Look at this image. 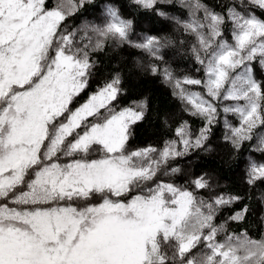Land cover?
Wrapping results in <instances>:
<instances>
[{
    "label": "snow or ice",
    "instance_id": "6c2138e0",
    "mask_svg": "<svg viewBox=\"0 0 264 264\" xmlns=\"http://www.w3.org/2000/svg\"><path fill=\"white\" fill-rule=\"evenodd\" d=\"M177 5L186 19L168 11ZM125 9L172 20L193 37L189 51L204 78L177 76L164 49L185 41L136 32ZM257 9L264 12V0H232L221 12L202 0H0V264H264V233L229 230L250 204L217 223L221 209L244 196L217 191L206 171L187 173L182 184L171 179L183 171L173 162L214 150L212 129L223 113L222 140L234 166L244 165L243 183L249 190L264 183V160L243 155L264 157ZM109 46L146 56V63L134 58L136 66L159 76L203 126L193 133L181 120L162 147L130 148L148 100L118 106L120 72L78 102L94 57ZM256 200L264 207V193Z\"/></svg>",
    "mask_w": 264,
    "mask_h": 264
},
{
    "label": "trees",
    "instance_id": "16d2710c",
    "mask_svg": "<svg viewBox=\"0 0 264 264\" xmlns=\"http://www.w3.org/2000/svg\"><path fill=\"white\" fill-rule=\"evenodd\" d=\"M202 2L213 10L221 12L232 0H202ZM168 11L182 19L187 18V9L179 5L169 8ZM124 14L135 20L136 32L146 31L154 35L167 36L177 42L180 40L185 41L184 45L176 43L164 49L166 63L175 71L177 76L187 74L197 79L204 78L203 70L197 71L200 65L196 63L189 51L193 37L180 30L174 21L165 20L149 12L129 13L125 9ZM256 14L264 19V12L257 9ZM83 18L95 19L94 16ZM83 18L69 20L68 25L79 23ZM227 27L230 28V25ZM225 37L231 42L230 31H225ZM94 58L97 60L96 67L92 69L93 75L90 78L89 86L80 95L78 102L87 99L89 93L94 92L104 80L109 79L117 71L121 73L122 88L124 90L116 102L118 106H128L132 101H139L143 98L148 100V112L145 119L133 126L130 148L147 144L162 147L164 140L174 138V129L181 120L188 121L193 133L203 126V122L198 117H193L184 110L185 103L173 95V89L162 83L159 76H153L136 66L134 58H139L144 63L147 62V57L142 53L127 47L121 49L109 46L105 49V52L97 54ZM255 75L257 79L264 80V72L261 71L258 64L255 66ZM185 87L191 91L204 92L203 88L198 85H185ZM228 119L233 124L238 123L235 116L229 115ZM219 121L213 126L210 138V144L214 150L208 153H193L173 162L172 166L178 165L183 171L171 179L178 184H182L187 179V173L193 175H199L205 171L211 173L214 177V183H219L222 186L217 191H231L245 197L244 200L221 209L217 216V223L242 209L245 204H250V211L246 219L242 222H230L229 230L239 232L246 229L253 238H259L264 233V219H262L264 217V207L256 200V196L264 193V183L258 182L251 190L243 183L242 169L244 165L242 164L239 168L234 166L228 152L230 146L222 140L224 134L223 113H221ZM252 143H255V141ZM248 147L249 145L246 144L245 149ZM243 155L245 158L252 155L258 161L264 160V157L257 153L245 151ZM164 179L169 178L164 177ZM201 194L207 195V193ZM249 195L252 196L251 202L247 199ZM218 238L222 239V237Z\"/></svg>",
    "mask_w": 264,
    "mask_h": 264
},
{
    "label": "rangeland",
    "instance_id": "374dc122",
    "mask_svg": "<svg viewBox=\"0 0 264 264\" xmlns=\"http://www.w3.org/2000/svg\"><path fill=\"white\" fill-rule=\"evenodd\" d=\"M203 91H204V89H203Z\"/></svg>",
    "mask_w": 264,
    "mask_h": 264
}]
</instances>
